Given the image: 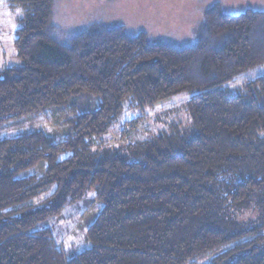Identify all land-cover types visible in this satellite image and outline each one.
Listing matches in <instances>:
<instances>
[{
	"label": "trees",
	"instance_id": "16d2710c",
	"mask_svg": "<svg viewBox=\"0 0 264 264\" xmlns=\"http://www.w3.org/2000/svg\"><path fill=\"white\" fill-rule=\"evenodd\" d=\"M54 2L4 0L22 16L20 63L0 69V125L83 92L99 104L75 114L60 140L0 139V264H187L218 248L204 264H264V75L241 92L226 87L264 64V10L230 14L214 2L190 44L99 22L60 40ZM180 92L191 94L188 128L102 141L123 110ZM40 162L42 174L20 176ZM89 191L100 203L90 246L66 255L37 225Z\"/></svg>",
	"mask_w": 264,
	"mask_h": 264
},
{
	"label": "rangeland",
	"instance_id": "374dc122",
	"mask_svg": "<svg viewBox=\"0 0 264 264\" xmlns=\"http://www.w3.org/2000/svg\"><path fill=\"white\" fill-rule=\"evenodd\" d=\"M220 2L224 10L237 14L246 9L264 10V0H55L53 23L60 40L84 26L99 22L105 25H124L130 33L144 31L150 41L172 40L181 44L194 41L203 11L214 2ZM21 9L8 6L0 0V69L20 63L15 55L13 40L20 26ZM264 75V64L239 73L226 87L241 92L247 81ZM191 94L180 92L153 108L136 111L123 110L119 120L102 136L108 147L126 145L128 141L148 138L167 129L170 125L180 130L190 126L186 103ZM99 97L81 93L63 105L51 106L39 114L11 120L0 125V139L22 133L43 131L54 140L71 134V122L75 114L92 111L98 107ZM136 120V127L128 122ZM129 129L125 132L124 129ZM123 146L122 148H124ZM44 163L28 169L20 176L42 174ZM100 210V203L92 191L73 204L63 206L57 215L49 217L37 227H48L59 248L76 253L90 246L86 230ZM216 249L187 264H204L219 253ZM67 255V254H66Z\"/></svg>",
	"mask_w": 264,
	"mask_h": 264
}]
</instances>
